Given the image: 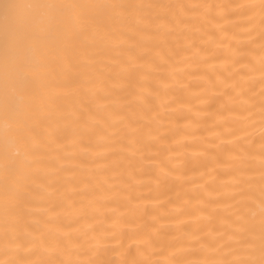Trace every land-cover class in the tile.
Masks as SVG:
<instances>
[{
  "label": "snow or ice",
  "instance_id": "1",
  "mask_svg": "<svg viewBox=\"0 0 264 264\" xmlns=\"http://www.w3.org/2000/svg\"><path fill=\"white\" fill-rule=\"evenodd\" d=\"M255 73L264 127V0H0V264H264Z\"/></svg>",
  "mask_w": 264,
  "mask_h": 264
},
{
  "label": "bare ground",
  "instance_id": "2",
  "mask_svg": "<svg viewBox=\"0 0 264 264\" xmlns=\"http://www.w3.org/2000/svg\"><path fill=\"white\" fill-rule=\"evenodd\" d=\"M143 2H164V3H231V2H247V0H143ZM236 23L240 25V27L237 29L240 33H245L247 29L244 27V25L247 23L242 17H237L236 18ZM258 32H259V26L258 23L256 25V32L253 33V37L256 38V44L255 47L258 51L259 49V39H258ZM167 43L169 45H173L176 43V40L172 37H168ZM242 39L244 41H247L249 38L246 35L242 36ZM221 62L218 61L217 64L219 66ZM253 87H254V92L251 94L252 99L248 102V107L250 108V111H238L234 113H226L225 115L229 116L231 120L234 121V127L236 128H242L244 131H241L238 133L240 138L246 137V139L243 140V143L248 146L251 149V152L255 158V161L259 162V153L261 149V137L262 133H264V127L261 126V97L259 95L260 93V85H259V73H255V79L253 81ZM205 107V106H201ZM180 124L186 123L183 120L179 121ZM207 135V134H206ZM179 139V137H178ZM228 141H231L233 144L236 143L237 137L229 136L227 137ZM235 155V153H233ZM95 165L93 164H88L86 165V170L85 174H91L95 170ZM229 168V165L227 164H221V165H213L209 170L212 171V176L207 177L209 181L212 179H216L218 182L223 181L224 183H229L232 180V176L230 175H225L223 173H226ZM214 169V170H213ZM203 171V169H201ZM111 175V174H108ZM258 175V173H257ZM189 177L198 179L199 174L198 173H188ZM99 179H104L105 176L101 175L98 177ZM185 187L189 189H194L195 185L191 183H186ZM256 197H259V192L257 190L256 192ZM244 204L243 201L237 205V208L243 209ZM236 210V209H233ZM187 219V218H185ZM173 225H175V221L171 222ZM109 244L112 246L116 245V241H107ZM128 247H132L133 249L139 247L138 242L136 241H127L125 243V251ZM3 248V240L0 239V250ZM117 259L122 258L119 253L114 254ZM6 257L2 254V251H0V259H5ZM72 258H80L84 259L86 257L80 256L76 257L73 256ZM160 257L153 256V259H158ZM183 259L186 260H191V261H196V260H203V259H208L211 258L208 253H203L199 251L198 247L193 248L191 251L188 253H185L184 256L182 257ZM131 259V257H129Z\"/></svg>",
  "mask_w": 264,
  "mask_h": 264
}]
</instances>
